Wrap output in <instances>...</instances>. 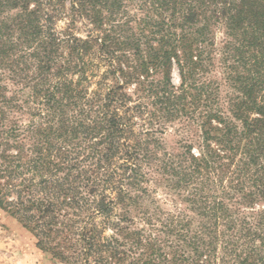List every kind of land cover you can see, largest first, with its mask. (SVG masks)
Returning a JSON list of instances; mask_svg holds the SVG:
<instances>
[{"label": "trees", "instance_id": "16d2710c", "mask_svg": "<svg viewBox=\"0 0 264 264\" xmlns=\"http://www.w3.org/2000/svg\"><path fill=\"white\" fill-rule=\"evenodd\" d=\"M0 210L54 264H264V0H0Z\"/></svg>", "mask_w": 264, "mask_h": 264}, {"label": "rangeland", "instance_id": "374dc122", "mask_svg": "<svg viewBox=\"0 0 264 264\" xmlns=\"http://www.w3.org/2000/svg\"><path fill=\"white\" fill-rule=\"evenodd\" d=\"M64 25L65 21L58 23V27ZM165 142L168 147L173 144L172 134L166 136ZM0 264H54L47 255L35 248L32 236L2 210H0Z\"/></svg>", "mask_w": 264, "mask_h": 264}]
</instances>
